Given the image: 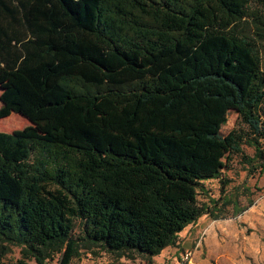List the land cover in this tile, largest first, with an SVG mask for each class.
I'll list each match as a JSON object with an SVG mask.
<instances>
[{"label":"trees","instance_id":"1","mask_svg":"<svg viewBox=\"0 0 264 264\" xmlns=\"http://www.w3.org/2000/svg\"><path fill=\"white\" fill-rule=\"evenodd\" d=\"M0 88L30 121L0 131V264L150 262L237 204L197 197L231 155L264 168V0H0Z\"/></svg>","mask_w":264,"mask_h":264},{"label":"rangeland","instance_id":"2","mask_svg":"<svg viewBox=\"0 0 264 264\" xmlns=\"http://www.w3.org/2000/svg\"><path fill=\"white\" fill-rule=\"evenodd\" d=\"M4 108V101L2 98V89L0 88V108ZM227 122L222 126L221 131L225 134L230 130L236 132H242L247 129L238 113L231 110L227 116ZM30 121L24 116L16 112H8L5 116L0 118V131L15 132L21 130L25 126L29 125ZM243 153L251 156L253 154V148L246 144L242 145ZM224 174L227 179H230L224 194L219 191V182L215 180L206 181L203 183V190L198 193V200L200 202H208V198H219V194L222 197L232 196V200L237 201L238 208H244L247 204L253 203L254 206L246 212L242 227L248 234H253L260 243H264V168L254 163H247L242 155H231L227 168L224 170ZM221 200V199H220ZM226 213H232L233 205L230 204L226 207ZM239 212L235 210L234 213ZM79 226L76 225L74 233L79 234ZM186 228L179 233V236H183ZM204 231L198 235L197 239L195 235H190L189 238L179 237L177 245L168 246L164 248L160 254L152 257L148 262L146 257L138 256L135 259H127L124 257L116 258L113 254L100 249L99 247L80 248L79 255L75 256L71 264H189L192 261L194 252L203 244ZM194 246L192 245L194 240ZM188 242H190L187 246ZM186 247L184 248V246ZM183 250H182V249ZM186 251H190V259L187 262H182V256ZM205 253V252H204ZM201 254V257L204 256ZM20 257L18 247H12V251L5 257L6 261L16 262ZM247 260L255 259V256L247 255ZM57 255L53 259L48 260L45 264H56ZM261 264H264V259H261ZM27 264H37L34 260H29Z\"/></svg>","mask_w":264,"mask_h":264},{"label":"crops","instance_id":"3","mask_svg":"<svg viewBox=\"0 0 264 264\" xmlns=\"http://www.w3.org/2000/svg\"><path fill=\"white\" fill-rule=\"evenodd\" d=\"M253 206V203L247 204L244 209L234 213L237 210L236 204L232 213L219 217L204 214L187 225L183 236H179L181 239L195 234L197 239L204 231L203 244L194 252L189 264H261V259H264V243H260L253 234L246 233L242 227L246 212ZM189 244L187 246H191ZM202 253L204 256L201 257ZM247 255L255 256V259L247 260Z\"/></svg>","mask_w":264,"mask_h":264},{"label":"built area","instance_id":"4","mask_svg":"<svg viewBox=\"0 0 264 264\" xmlns=\"http://www.w3.org/2000/svg\"><path fill=\"white\" fill-rule=\"evenodd\" d=\"M190 255H191V252L190 251H186V253H184L183 256H182V258H181L182 259V262L184 263V262L189 261Z\"/></svg>","mask_w":264,"mask_h":264}]
</instances>
